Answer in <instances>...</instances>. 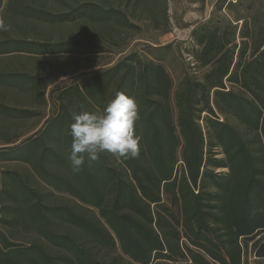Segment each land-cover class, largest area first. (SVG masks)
Masks as SVG:
<instances>
[{"label": "trees", "instance_id": "1", "mask_svg": "<svg viewBox=\"0 0 264 264\" xmlns=\"http://www.w3.org/2000/svg\"><path fill=\"white\" fill-rule=\"evenodd\" d=\"M147 1L0 0L8 25L0 31V56L103 52L119 45L113 33ZM214 10L191 31L194 46L185 51L192 73L183 71L174 104V80L162 63L168 46H152L141 64L123 60L76 88L51 118L43 134L52 145L42 151L51 169L42 179L98 216L72 200L54 202L52 191L22 172L1 171L0 264H264V0H218ZM42 26L63 28L66 36L42 35ZM206 66L202 78L195 75ZM53 77L0 72V84L33 93ZM117 91L138 105V156L85 157L73 173L72 114L102 111ZM0 114L36 112L0 102ZM164 193L181 213L182 229L167 216ZM182 232L192 247L182 248Z\"/></svg>", "mask_w": 264, "mask_h": 264}, {"label": "rangeland", "instance_id": "2", "mask_svg": "<svg viewBox=\"0 0 264 264\" xmlns=\"http://www.w3.org/2000/svg\"><path fill=\"white\" fill-rule=\"evenodd\" d=\"M217 1L148 0L152 11L147 7V3H144V7H140L143 9L134 16L129 14L127 16L128 26L119 27L118 32L113 33L119 45L107 48L103 52H72L53 56L16 53L0 56V72L28 71L47 81L53 76L55 80L45 90L39 88L33 93H28L19 87L6 88L0 84V102L18 109L36 112L28 118L17 119L0 114V173L7 169L22 172L33 180L35 186L52 191L54 202L72 200L89 208L98 216L96 208L84 205L65 193L54 191L42 179V174L51 169V164L42 155L45 145H52L49 136L43 134L51 125V118L55 119L60 116L63 106L76 88L83 89L86 82L103 76L105 70L123 60L141 64L147 57H151L152 46H156V51L162 50L160 49L162 46H168L166 47L168 49H165L162 63L174 80L172 91V104H174L173 97L183 71L192 73L188 64L189 59L192 60V58L188 57L185 51V48L194 46L191 31L196 25L214 15ZM220 14L227 16L228 11L224 9ZM40 30H44L43 26ZM45 30L42 35L47 32V36L53 39L66 36L65 30L60 27L47 28L46 32ZM208 69L209 67L206 66L193 71L196 72V76L202 78ZM50 73L51 75H48ZM173 108L176 119L177 110L175 106ZM229 119L234 122L232 118L229 117ZM200 123L204 127L205 122L200 120ZM9 139H11L10 143L6 142ZM218 156H223V154L219 153ZM178 159L174 175L180 177L185 167L180 149ZM217 171H228V169L218 168ZM171 197L166 193L163 194L166 206L171 208L167 211V216L173 224L182 229L180 226L181 213L176 207L172 208ZM180 242L183 249L187 246L192 247L183 232ZM117 252L121 253L119 249ZM124 259L128 260L126 256ZM156 262L155 260L151 264H156Z\"/></svg>", "mask_w": 264, "mask_h": 264}, {"label": "clouds", "instance_id": "3", "mask_svg": "<svg viewBox=\"0 0 264 264\" xmlns=\"http://www.w3.org/2000/svg\"><path fill=\"white\" fill-rule=\"evenodd\" d=\"M8 25L0 20V31ZM139 120L134 96L117 91L102 111L81 110L72 114L70 135L71 152L68 157L73 173H79L85 162L97 160L102 153L119 158H136L139 154V136L135 123Z\"/></svg>", "mask_w": 264, "mask_h": 264}]
</instances>
